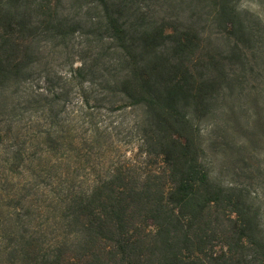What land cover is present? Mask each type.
<instances>
[{
	"label": "trees",
	"instance_id": "16d2710c",
	"mask_svg": "<svg viewBox=\"0 0 264 264\" xmlns=\"http://www.w3.org/2000/svg\"><path fill=\"white\" fill-rule=\"evenodd\" d=\"M239 1L0 0V174L102 156L68 166L87 185L58 202L50 246L21 235L7 264H264L261 212L213 177L200 128L226 150L260 134L264 154V21Z\"/></svg>",
	"mask_w": 264,
	"mask_h": 264
},
{
	"label": "rangeland",
	"instance_id": "374dc122",
	"mask_svg": "<svg viewBox=\"0 0 264 264\" xmlns=\"http://www.w3.org/2000/svg\"><path fill=\"white\" fill-rule=\"evenodd\" d=\"M238 7L254 21L257 19L260 22V18L264 21V0H240ZM249 79L248 88L253 85L259 86L258 70L255 74L250 75ZM248 101L249 99H242L240 102L245 127L252 123L255 119L253 115L257 111V109H252V105ZM127 118L122 117L120 113H114L112 116L108 115L106 119L104 118V121H107L109 125L123 122L121 125L125 129L128 125ZM200 128L202 138L209 149L206 161L213 171V177L225 186H240L245 189L249 193V199L254 204V208L258 210L259 216L261 212L264 223V154L260 155V134L251 139V143L247 142L244 136L234 135L235 145L226 150L217 143L218 140L221 142V138L218 132L213 134L212 125L205 123ZM122 134L119 139L124 141L126 133ZM242 145H245L246 150H240ZM121 148L119 151L112 150L111 152L120 158L133 155L131 146L124 145ZM70 156L71 158H68L71 161L68 160L66 164L54 158L49 165L35 161L30 168L27 167L28 173L19 171L14 174L8 172L0 174V191H2L0 192L2 203L0 264H7L5 260L8 247L17 245L21 240L19 238L21 235L39 236L48 247L55 235L59 233L56 225V217L59 215L58 202L67 193L69 187L87 185V183H67L65 174L68 166H78L80 172H85L86 167L91 165L95 158L102 157L94 156L92 160L90 159L91 162L83 159V162L78 165L75 154ZM18 188H24L22 206H18L17 199L12 198L13 191ZM8 195L12 197L8 198Z\"/></svg>",
	"mask_w": 264,
	"mask_h": 264
}]
</instances>
